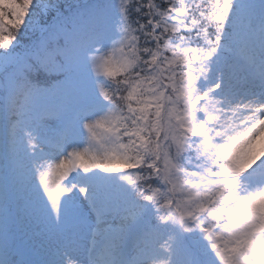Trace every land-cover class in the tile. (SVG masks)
<instances>
[{
	"label": "snow or ice",
	"instance_id": "obj_1",
	"mask_svg": "<svg viewBox=\"0 0 264 264\" xmlns=\"http://www.w3.org/2000/svg\"><path fill=\"white\" fill-rule=\"evenodd\" d=\"M0 264H264V0H0Z\"/></svg>",
	"mask_w": 264,
	"mask_h": 264
}]
</instances>
